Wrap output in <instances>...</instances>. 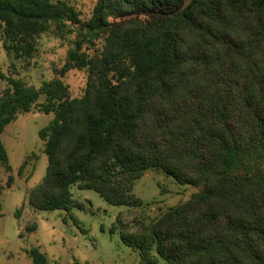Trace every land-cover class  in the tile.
<instances>
[{"label": "trees", "instance_id": "trees-1", "mask_svg": "<svg viewBox=\"0 0 264 264\" xmlns=\"http://www.w3.org/2000/svg\"><path fill=\"white\" fill-rule=\"evenodd\" d=\"M66 23L79 39L60 72L87 70L80 97L59 78L35 89L0 70L9 85L0 134L40 94L52 113L38 132L47 167L29 204L83 209L76 185L139 206L133 183L157 169L198 190L120 235L138 264H264V0H94L84 21L65 0H0L3 47L15 57ZM98 39L102 50L89 53ZM0 166L11 170L1 138ZM27 255L50 264L36 247Z\"/></svg>", "mask_w": 264, "mask_h": 264}, {"label": "rangeland", "instance_id": "rangeland-1", "mask_svg": "<svg viewBox=\"0 0 264 264\" xmlns=\"http://www.w3.org/2000/svg\"><path fill=\"white\" fill-rule=\"evenodd\" d=\"M65 1L81 21L91 15L94 0ZM77 39L76 25L51 24L35 39V48L29 56L15 57L3 47L0 34V70L35 89L44 81L59 78L67 86L70 98L80 97L87 70L71 68L60 72L67 50ZM103 42L98 39L95 47L87 51H101ZM8 88L7 81L0 79V96ZM42 100L40 94L31 109L18 112L0 134L11 166L10 171L0 166V264H31L27 255L31 247L43 252L50 264H138L139 252L125 245L120 235L140 232L169 208L185 202L198 187L178 183L160 170L148 169L132 186L133 194L141 199L139 206L111 205L95 191L71 185L72 198L83 209L34 208L28 195L43 180L47 167L38 132L52 118V113L45 114L39 109ZM157 264L165 262L158 257Z\"/></svg>", "mask_w": 264, "mask_h": 264}]
</instances>
